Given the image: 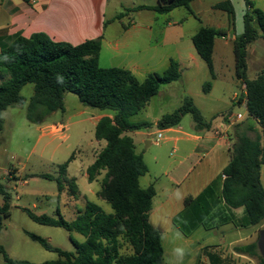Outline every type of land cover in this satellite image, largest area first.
<instances>
[{"label": "trees", "instance_id": "obj_1", "mask_svg": "<svg viewBox=\"0 0 264 264\" xmlns=\"http://www.w3.org/2000/svg\"><path fill=\"white\" fill-rule=\"evenodd\" d=\"M193 1L158 0L155 6H139L137 9L165 14L182 7L191 13ZM244 2V31L233 40L235 74L245 85L248 115L264 135V70L254 79H249L247 75L248 48L259 38L264 39V11L256 8L252 0ZM214 9L227 12L233 23L235 14L230 0L217 3ZM227 35L228 31L224 29L201 27L192 38L198 55L207 64L212 75L215 39ZM100 51L101 38L73 45L54 41L46 34H35L30 38L17 36L0 52V131L4 125V110L25 102L21 89L27 83L35 86L27 113V119L32 123H41L54 111L63 109L67 93L77 95L85 106L114 112L113 118L103 117L95 127V138L105 141L106 145L87 169L90 182L104 173L98 196L110 205L112 212H106L103 207L90 200H87L85 208L72 221L65 220L59 209L57 212L60 218L36 215L27 210L29 217L39 224L62 227L70 233L84 236L83 242L70 237L75 246L74 252L54 247L35 234L29 236L44 249L60 256L58 260L41 264H162V233L150 222L155 190L153 187L140 186L139 179L147 173L148 168L142 154L136 151L133 138L127 133L153 126L152 122H136L131 118L146 107L163 85L180 80L179 64L172 60L164 72L150 73L145 80L140 81L129 70L101 67ZM208 88L209 84L205 90ZM187 114L192 116L197 130L210 128V123L189 96L184 97L179 109L161 117L157 127L164 130L179 125ZM252 131L255 133L254 137L249 133ZM234 134L231 159L222 170L221 200L231 210L230 213L236 209H244V227L260 225L264 221V186L261 181L264 139L262 141L254 124L250 122L236 125ZM68 164L69 162L60 167L62 175H66ZM40 177L51 178L49 175ZM65 179L66 181L58 179L59 193L68 186L74 194L77 185L67 176ZM211 190L214 191L213 183L198 197L186 198L185 214H191V219L188 218L191 230L205 221L216 219L217 213L212 214L214 209L220 212L219 215H223V222L233 221L237 225L233 215H224L225 208H219L217 197L209 205V199L213 196L209 195ZM0 195L4 202L0 211L8 215L11 196L2 184ZM205 202L208 208L205 207ZM199 211L201 215L198 217L195 213ZM175 219L174 222L177 223L178 218ZM1 230L0 227V233ZM257 241L234 246V251L251 257L260 255ZM126 247L130 248L129 253L125 252ZM0 251L4 253L6 264H35L11 260L2 247ZM200 257L208 260L206 264H236L231 256L225 257L220 250L210 246L203 249ZM201 258L198 264H202ZM260 261L264 264L261 255Z\"/></svg>", "mask_w": 264, "mask_h": 264}, {"label": "rangeland", "instance_id": "obj_2", "mask_svg": "<svg viewBox=\"0 0 264 264\" xmlns=\"http://www.w3.org/2000/svg\"><path fill=\"white\" fill-rule=\"evenodd\" d=\"M114 1L116 0H112V2ZM222 1L225 0H196L191 4V13L185 8H178L170 14H159L162 20L167 16H171L177 20L184 19L182 29L185 34L182 45L187 46L189 49L193 48L191 47L193 44L190 42L189 36L196 33L201 27L229 30L228 37L227 39L225 37H217L215 39L213 75L207 64L201 59H199L198 65L190 64L189 68H182V78L171 84L163 85L158 95L154 96L139 114L133 116L131 118L132 121H150L155 117L171 114L182 106L185 96H190L206 121L211 122L213 115H217L218 119L222 120L225 117L233 119L238 113H242L244 119L236 125H241L245 122L253 123L257 134L261 136L263 141L264 135L259 126L250 119L245 105L242 106L234 103L232 100L234 93L240 92V82L235 74V56L233 41L230 35L234 34V36H238L244 31L243 16L246 7L243 0H231L235 14L232 23L227 12L214 9V6ZM252 1L256 5V2ZM117 3L118 10L124 11L125 9L124 21H127L128 16L126 14H128V9L133 8L134 5L155 6L158 4V0H117ZM262 3L264 4V2ZM113 6H115V2ZM130 14L134 15V17L137 15L131 10ZM142 14L149 15L152 13L144 11ZM158 25L159 22L156 26ZM259 42L254 43L252 47L255 48ZM258 54L260 58L259 63L254 62L252 59L249 60L250 67L252 68L248 72L249 78H252V70L259 72L264 70L263 47H261ZM208 84L209 88L205 90ZM34 91L35 86L33 83L24 86L21 94L27 99V102L8 109L6 126L0 134V184L4 186L11 196L8 208L9 214L7 215L4 211H0V227L2 228L0 247L4 249L5 254L11 260L41 264L46 261L58 260L60 256L56 252L44 249L29 234L40 236L46 239L52 246L68 252L75 251L71 236L78 242L85 240L84 236L70 233L62 227L39 224L33 221L27 212L29 210L36 215H47L52 218H60L62 216L68 221L76 218L81 210L77 214L72 213L68 207L71 203L65 204L69 201V197L66 198V193L69 192H66L63 198L58 191V179L66 181V175H62L60 168L63 164L72 159L70 161V163H73L70 168V174L75 175L77 178V180L76 178L74 179V182L80 193L85 195L88 185L93 188L90 193H86L87 200L99 204L106 212H112V209L108 203L100 199L96 192L101 189L104 173L97 176L92 182H89L88 178L81 176V170L92 163L93 159L90 154H92L93 148L100 149L98 143L90 144V140L94 138L92 125L87 121L74 123V120L77 119L74 118L68 122V129L64 132L65 138L55 137L53 139L50 136L41 137L42 132L40 128L45 125L44 123L58 120L67 122V117L76 112L83 104L76 95H71L73 99L64 106L65 112L59 110L46 117L41 124L32 123L27 119V113L30 98L34 94ZM91 109L98 111L95 108ZM194 124L192 116L187 114L183 117L180 127L187 132H195L193 128ZM157 129L158 127H150L149 132L152 133L150 137L130 133H127V135H131L134 139L139 152L145 150L144 157L150 174L155 175L162 183H167L168 178L165 172L168 169L174 168L178 160L174 153L171 154L173 145H165L163 144V140H161L157 145L154 143L148 150L145 149V140L151 141L153 139L154 141L158 132ZM249 133L252 137L255 136L253 131ZM230 141H232L233 146L235 142L234 133H232ZM155 155L160 157L161 165H157L158 163L153 160ZM229 159H231V152L230 156L228 153L222 156L217 162L213 173H217L222 167L227 165ZM8 172H17L19 176H26L27 182L23 183L21 180L9 179ZM261 172L262 184L264 186V165L261 167ZM70 174L67 175L68 179ZM40 175H49L51 178H43ZM222 181L223 176L221 172L213 182L214 191L211 190L212 192L209 193L210 196L213 195L209 199V205H212L214 199L216 200L217 197L218 204H220L219 208H225L223 209L225 216L231 217L233 215L235 220H237V225L233 221L223 222V215H219L220 212L214 209L212 214L217 213L216 219L205 221L191 230L188 219L189 217L191 219V214L186 215L180 212V214L174 217V219L178 218L175 225L193 240V243L189 247L183 246L177 248L176 251L183 255L176 256L177 258L169 256V264H192L190 259L194 257V250L198 243L201 245L206 244L207 247L210 246L213 249H221L225 257H230L232 251H234V246L246 245L250 240L257 241L258 232L264 229V221L260 225L244 227V209H236L230 213L231 210L221 200ZM71 195L74 196L73 193ZM87 200L80 199L79 204L84 205ZM3 203V198L0 195V206ZM204 204L206 208L209 207L206 202ZM58 209L61 216L57 212ZM195 214L198 217L201 215L200 211ZM151 220L153 223H156V218L152 217ZM124 250L126 253L130 252L129 247H126ZM254 259L261 263L259 254L254 256ZM256 260H240L236 261V264H258ZM0 264H6L4 253L1 251Z\"/></svg>", "mask_w": 264, "mask_h": 264}, {"label": "crops", "instance_id": "obj_3", "mask_svg": "<svg viewBox=\"0 0 264 264\" xmlns=\"http://www.w3.org/2000/svg\"><path fill=\"white\" fill-rule=\"evenodd\" d=\"M114 2L115 6H113ZM114 2H112V0H0V52L2 48L11 44L19 35L30 38L35 34H46L54 41L66 42L73 45L81 44L87 40L101 38L99 65L103 68H122L129 70L140 81L145 80L150 73L164 72L168 69L172 60L178 62L181 78L182 68L187 69L190 64H199L198 62L201 58L192 42V38L196 33L189 36V40L193 44V46H191L193 47L192 49L182 45V43H184L183 37L185 34L182 29L184 19L177 20L173 19L171 16H167L162 20L159 16V14L162 15L161 13L154 10L137 9L139 6L148 5H134L133 8L128 9V14H126V11L125 14L128 16V20L124 21L125 9L124 11L118 10L119 7L117 6V0ZM254 2H256V5L254 4L256 8L264 11V4L262 3L264 0H254ZM130 10L137 15L134 17V15L130 14ZM174 10L165 13V15L172 13ZM144 11H149L152 14H142ZM158 22L159 25L156 26ZM236 36L237 35L234 36V34L232 36L230 35L232 41ZM227 37L228 36L225 38L227 39ZM257 42H259V44H257L255 48L252 47V45ZM261 47L264 49L263 38H259L249 46L247 75L249 70L252 69L249 60L252 59L256 63L260 62L258 52ZM252 71V78L248 77L249 79H254L259 74V71L257 70ZM239 82L240 92H235L232 100L234 103H238L242 106L245 105L247 109L246 103L243 102V96L241 95L245 85L241 81ZM71 95L75 94L67 93L65 95L64 106L73 99L71 98ZM23 98L25 99V102L17 105H23L27 102V99L25 97ZM17 105H12L4 110V125L0 134L6 126L8 109ZM64 106V110H60L65 112L66 109ZM97 110L98 111H94L83 104V106H80L76 112L67 117V122L58 120L44 123L45 125L40 128V131L42 132L41 137L50 136L53 139H55V137L65 138L64 132L68 129V122L71 121V119L77 118L74 120V123L87 121L92 125L95 138V127L99 120L106 116L110 118L114 117L113 111ZM55 112L56 111L50 115ZM160 118L161 117H155L148 122H152L153 126L157 127V122ZM211 118L212 121L209 122L210 128L205 130H197L193 125L195 132H187L180 127V124L168 129H162L163 144L173 145L171 154L174 153L176 155L178 159L177 165L165 172V175L168 178L167 183H162L155 175H151L149 170L139 179L142 188L153 187L155 190L152 210L150 212V222L162 233V245L164 249L162 264H169V256L177 258L176 256L183 255L176 251L177 248L183 246L189 247L192 245L193 240L175 225L174 217L180 214V212L186 213V198L198 197L214 182L215 178H217L227 166L225 165L217 173H213L217 162L222 156L226 155V153L230 156L232 149V141H230V137L232 138L234 127L244 119V115L241 121H236L235 117L233 119L225 117L221 120L218 119L217 115H213ZM149 129L150 128L130 132V134L150 137L152 133L149 132ZM159 130L160 129L158 128L157 131ZM94 138L90 140V144L93 145V143H98L100 149H97L96 147L93 148V152L90 154L93 159L91 161L92 163L88 164L85 169L81 170V176L83 178H89L87 173L88 167L93 164L97 154L106 145L105 141H99L96 138L94 140ZM147 141L149 140H145L146 150L154 144L153 139L150 141L149 145H147ZM138 150L139 148L136 146V151L140 154L143 153L142 156L146 163L144 157L145 150L141 151L142 153ZM153 160L158 163L157 165H161L160 157L157 155L153 157ZM72 164V162L68 164L66 176L70 174ZM7 174L9 175V179L16 181L21 180L23 183L27 182V177H23V175L19 176L17 172H8ZM75 178V175L70 174V180H74ZM68 189L69 187L65 186L60 195L64 198L66 192L70 193H66V198L69 197V201L65 204L68 205L71 203L68 205L70 211L77 214L80 210L85 208L87 202L86 201L84 205H80V199L87 200L86 193H90L93 188L88 185L85 195L80 193L77 188L74 196L71 195L72 193ZM99 191L96 192L98 193ZM152 217L156 218V223L152 222ZM253 242L254 240H250L246 244ZM205 247L206 244L201 245L198 243L196 245L194 250L195 255L190 259L192 264H198ZM191 250L193 251V249ZM220 251L223 255L224 253L221 249ZM230 256L235 262L248 259L256 260L254 257L239 254L235 251H232ZM201 261L202 263L208 262L205 257L201 258ZM256 262L261 264L257 260Z\"/></svg>", "mask_w": 264, "mask_h": 264}, {"label": "built area", "instance_id": "obj_4", "mask_svg": "<svg viewBox=\"0 0 264 264\" xmlns=\"http://www.w3.org/2000/svg\"><path fill=\"white\" fill-rule=\"evenodd\" d=\"M243 97V102L246 103V99H245V95H246V89L244 88L242 94H241ZM241 98V97H239ZM243 119V115L241 113L237 114L235 116V120L236 121H241ZM163 139V131L162 129H160L158 132H157V135H156V139L154 140V143L155 144H158L161 140Z\"/></svg>", "mask_w": 264, "mask_h": 264}, {"label": "water", "instance_id": "obj_5", "mask_svg": "<svg viewBox=\"0 0 264 264\" xmlns=\"http://www.w3.org/2000/svg\"><path fill=\"white\" fill-rule=\"evenodd\" d=\"M149 144H150V141H147V145ZM257 247H258L260 255L264 258V229H261L258 232Z\"/></svg>", "mask_w": 264, "mask_h": 264}]
</instances>
